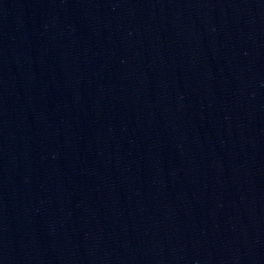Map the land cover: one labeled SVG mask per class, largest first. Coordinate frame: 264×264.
Wrapping results in <instances>:
<instances>
[{
	"label": "water",
	"instance_id": "obj_1",
	"mask_svg": "<svg viewBox=\"0 0 264 264\" xmlns=\"http://www.w3.org/2000/svg\"><path fill=\"white\" fill-rule=\"evenodd\" d=\"M0 264H264V0H0Z\"/></svg>",
	"mask_w": 264,
	"mask_h": 264
}]
</instances>
